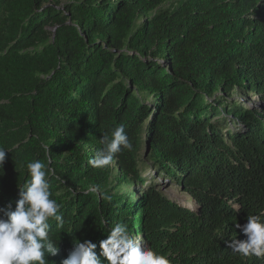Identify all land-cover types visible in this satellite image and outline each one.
<instances>
[{
  "label": "trees",
  "instance_id": "16d2710c",
  "mask_svg": "<svg viewBox=\"0 0 264 264\" xmlns=\"http://www.w3.org/2000/svg\"><path fill=\"white\" fill-rule=\"evenodd\" d=\"M48 1L0 0V204L39 159L65 220L54 264L115 223L171 264H264L225 243L264 213V0ZM120 124L133 150L91 168Z\"/></svg>",
  "mask_w": 264,
  "mask_h": 264
},
{
  "label": "clouds",
  "instance_id": "9594fccd",
  "mask_svg": "<svg viewBox=\"0 0 264 264\" xmlns=\"http://www.w3.org/2000/svg\"><path fill=\"white\" fill-rule=\"evenodd\" d=\"M259 100V97H255ZM103 147L88 161L93 169H106L114 164L115 157L123 151H132L133 143L123 124L114 128L110 135L100 139ZM50 153L47 144L42 145ZM10 150L0 146V170L3 171ZM25 167V165H21ZM29 179L18 189V198L0 204V264H54L49 257L58 255L59 242L51 235L52 221L57 229H63L64 216L61 205L53 198L46 165L39 159L26 164ZM91 191L101 198L111 200L99 186ZM239 206L237 205V208ZM264 213L247 216L243 225L235 227L246 240H230L225 243L234 254L264 259ZM99 247V253L97 248ZM60 264H171L165 254L146 245L142 238L133 237L128 225L115 223L99 244L89 239H74L67 258Z\"/></svg>",
  "mask_w": 264,
  "mask_h": 264
},
{
  "label": "rangeland",
  "instance_id": "374dc122",
  "mask_svg": "<svg viewBox=\"0 0 264 264\" xmlns=\"http://www.w3.org/2000/svg\"><path fill=\"white\" fill-rule=\"evenodd\" d=\"M60 3L59 5H56L55 2ZM50 0L48 1V4L51 6H54L58 9H63V4L61 5V3H66L67 0ZM253 101H256L255 97L253 98ZM141 168L144 169L143 172V177L149 182H152V184H157L159 185L158 189L163 193V195L165 197H167L168 199H170L171 201L176 202L177 204H179L180 206H185L187 208H190L192 210H196V205L193 202V200L190 199V197L185 194L184 192H182L179 188L176 187L175 183H170V182H165V184H159L160 180L161 181H165L163 177L161 176H157V174L153 173L154 171L148 167H142ZM158 177V178H157ZM159 180V181H158ZM164 183V182H163ZM142 190V188H140Z\"/></svg>",
  "mask_w": 264,
  "mask_h": 264
}]
</instances>
